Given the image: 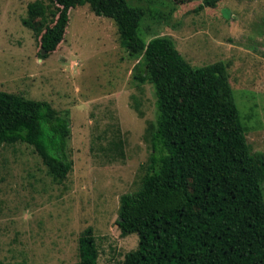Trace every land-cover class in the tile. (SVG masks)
<instances>
[{"label": "rangeland", "instance_id": "rangeland-1", "mask_svg": "<svg viewBox=\"0 0 264 264\" xmlns=\"http://www.w3.org/2000/svg\"><path fill=\"white\" fill-rule=\"evenodd\" d=\"M34 1L0 0V92L49 102L70 120L73 170L56 181L33 147H0V264H79L89 228L99 264H121L139 243L137 235L123 237L116 221L121 197L136 192L146 173L154 89L134 78L143 56H130L115 22L88 4L71 10L65 40L42 59L35 29L49 19L23 25ZM128 3L148 11L146 41L170 36L193 67L224 64L251 152L264 158V0L203 10L202 0Z\"/></svg>", "mask_w": 264, "mask_h": 264}, {"label": "trees", "instance_id": "trees-1", "mask_svg": "<svg viewBox=\"0 0 264 264\" xmlns=\"http://www.w3.org/2000/svg\"><path fill=\"white\" fill-rule=\"evenodd\" d=\"M221 1L202 0L198 9ZM86 4L115 22L130 56H143L134 78L150 83L156 98L146 173L120 200L118 229L139 238L121 264H264V158L251 152L224 64L193 67L170 36L146 41L140 32L148 11L128 0L30 3L25 27L49 19L35 29L42 59L65 40L71 10ZM70 139V120L49 102L0 92V147H33L50 175L64 181L73 170ZM78 249L79 264H99L92 228Z\"/></svg>", "mask_w": 264, "mask_h": 264}]
</instances>
